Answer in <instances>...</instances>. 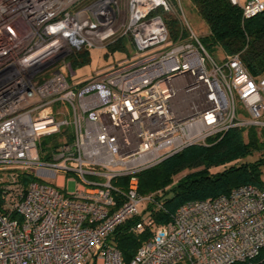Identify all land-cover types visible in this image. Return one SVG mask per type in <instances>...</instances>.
<instances>
[{
  "label": "built area",
  "instance_id": "built-area-1",
  "mask_svg": "<svg viewBox=\"0 0 264 264\" xmlns=\"http://www.w3.org/2000/svg\"><path fill=\"white\" fill-rule=\"evenodd\" d=\"M229 2L244 20L264 12V0ZM160 11L173 3L129 0L133 56L74 79L73 54L115 41L118 0H0V264H126L114 232L152 199L138 174L232 129H264V75L216 60L189 27L173 41ZM148 227L130 264H264V189L189 201L168 224L146 217L131 231Z\"/></svg>",
  "mask_w": 264,
  "mask_h": 264
},
{
  "label": "trees",
  "instance_id": "trees-1",
  "mask_svg": "<svg viewBox=\"0 0 264 264\" xmlns=\"http://www.w3.org/2000/svg\"><path fill=\"white\" fill-rule=\"evenodd\" d=\"M190 2L209 28L208 35L201 41L210 53L215 54L220 49L226 57L239 56L254 76L264 75V12L244 20L241 9L229 0ZM159 13L173 41L186 37L177 19L163 11ZM127 42L125 37L118 38L109 45L110 52L125 53ZM70 62L75 71L82 69L91 62L90 52H76ZM65 134L69 136L68 132ZM63 136L52 137L49 149L56 148ZM256 155L259 156L255 158ZM184 172L189 173L175 182ZM263 178L264 129H232L222 139H210L206 145L189 147L138 174L139 195L152 199L140 216L125 222L114 232L113 240L126 264H130L138 249L153 235L150 227L142 234L132 233V227L144 218H152L159 226L168 224L176 211L189 201L215 199L245 185L264 189ZM128 181L129 178H124L115 184L126 190Z\"/></svg>",
  "mask_w": 264,
  "mask_h": 264
},
{
  "label": "rangeland",
  "instance_id": "rangeland-1",
  "mask_svg": "<svg viewBox=\"0 0 264 264\" xmlns=\"http://www.w3.org/2000/svg\"><path fill=\"white\" fill-rule=\"evenodd\" d=\"M169 1L173 2V11L165 12V13H168L173 18L177 19L180 22L182 27L184 28L189 27L199 39H202L208 35L209 33L208 26L195 12L190 0H169ZM128 2L129 0H118L119 13H118V19H117V26H116L118 33L116 35L115 41H112L109 44V45L113 44L114 42H116L118 38L125 37L128 41L125 47L126 52L125 53H111L109 50L110 48L109 45H107L105 48H93L89 50L90 58H91L90 64H88L82 69L77 70L76 75L74 76V79L91 78L96 73L102 72L110 68L111 66L117 65L118 63L123 62L125 60H129L133 56L135 52L134 46L131 43L130 36L124 32V25L126 24L128 20ZM186 36H187V33H186ZM212 55L218 61H224L226 57L225 54L220 49L218 50L217 53L212 54ZM57 108L58 107L56 106L55 109L57 110ZM237 113L242 119L244 120L249 119V115L246 109L244 108L243 105H241L240 102L237 103ZM51 138L52 137H45L44 139H42L41 149L43 151L49 150V147L51 146V141H52ZM258 156L259 155H256L255 158H257ZM188 173L189 172H184L180 174L179 176H177L175 178V182H178L181 178L186 176ZM57 179H58L57 175H55L53 179L51 178V180H53L52 182H56ZM75 179L76 178H75L74 173H70L68 175L66 186H67V191L69 193H73L76 189L77 182ZM46 180L51 181L50 178H46ZM147 205L148 204L145 203V205L141 207L142 212H144Z\"/></svg>",
  "mask_w": 264,
  "mask_h": 264
},
{
  "label": "crops",
  "instance_id": "crops-1",
  "mask_svg": "<svg viewBox=\"0 0 264 264\" xmlns=\"http://www.w3.org/2000/svg\"><path fill=\"white\" fill-rule=\"evenodd\" d=\"M263 180H264V178H263Z\"/></svg>",
  "mask_w": 264,
  "mask_h": 264
}]
</instances>
